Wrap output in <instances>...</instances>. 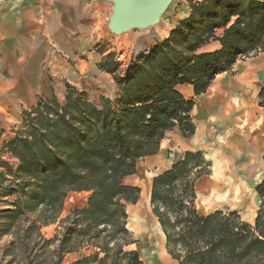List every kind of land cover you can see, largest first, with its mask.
Segmentation results:
<instances>
[{
	"label": "trees",
	"instance_id": "trees-1",
	"mask_svg": "<svg viewBox=\"0 0 264 264\" xmlns=\"http://www.w3.org/2000/svg\"><path fill=\"white\" fill-rule=\"evenodd\" d=\"M216 38L219 49L201 51ZM259 51H264V0H197L169 36L122 72L117 62H101L120 86L114 99L104 96L96 103L71 83L63 101L41 97L4 144L16 167L0 156V198L10 205L1 210L2 232L17 226L24 236L32 234L57 221L69 192L90 191L87 205L65 219L70 223L57 247L60 255L86 245L91 253L73 264H145L127 211L141 187L126 178L159 150L170 130L195 134V101L179 85L190 84L200 95L218 74ZM259 96L264 106V83ZM211 171L203 150H186L154 176L151 205L167 251L180 264H264V179L256 185L260 203L252 223L237 209L199 210L197 184ZM131 245L135 248L128 249Z\"/></svg>",
	"mask_w": 264,
	"mask_h": 264
},
{
	"label": "crops",
	"instance_id": "crops-1",
	"mask_svg": "<svg viewBox=\"0 0 264 264\" xmlns=\"http://www.w3.org/2000/svg\"><path fill=\"white\" fill-rule=\"evenodd\" d=\"M112 8L113 3L105 0H0L2 159L16 167L17 159L4 151V144L13 137L25 110L35 106L41 97L58 96L54 91L56 86L58 91L65 92L66 84L71 83L86 91L85 82L103 79L119 87L113 73L99 68L105 54L101 51L102 44L110 40L108 22ZM222 34L223 29H219L217 36ZM220 47V40L216 38L201 51ZM243 59L231 70L218 74L208 90L200 95L195 94L190 84L179 85L184 96L195 101L192 117L196 131L184 143L190 147L186 150H203V141L215 135L227 138L230 127H237L244 120L247 127L240 133H231L230 138L257 135L262 141L264 112L259 117L256 109H264L258 101L260 85L264 83H258L264 78V51ZM96 71L99 72L97 77ZM246 132L249 135L246 136ZM190 141L197 145L189 144ZM223 150L221 153L230 152L228 147ZM242 217L252 222L245 215Z\"/></svg>",
	"mask_w": 264,
	"mask_h": 264
},
{
	"label": "rangeland",
	"instance_id": "rangeland-1",
	"mask_svg": "<svg viewBox=\"0 0 264 264\" xmlns=\"http://www.w3.org/2000/svg\"><path fill=\"white\" fill-rule=\"evenodd\" d=\"M195 1L197 0H174L162 15L160 21L147 28H134L119 35L114 34L109 29L110 40L106 44H102L101 51L105 54L101 62L105 60L111 64L117 62L119 71L122 72L134 57L145 53L155 42L169 36L171 30L177 26L180 20L188 16L190 5ZM258 53L242 58L247 60L257 56ZM101 62L99 63V68L103 69L100 65ZM96 72L97 77L99 72ZM101 80L84 83V86L88 87L86 91L89 97L96 103H99L104 96L109 97L107 95L110 94H116L110 97L114 99L120 91V86L113 85L114 83L111 81L104 82L103 79ZM261 80L258 83L263 82L264 78ZM56 87L54 91L58 93V98L63 101L65 92L62 90L58 91ZM78 89L84 90V88L80 87ZM258 101L259 105H261L260 98ZM256 111L260 117L264 109H256ZM246 127L244 120L241 125L230 127L227 138L220 139L215 135L213 138L209 137L203 141L202 149L212 162V171L211 174L203 176L198 181L197 189L199 194L197 204L199 210L204 213L216 209H237L242 216L245 215L246 218L254 223L260 203L256 185L264 179V131L261 132L262 141L257 135L253 136V138L238 135L234 140L229 136L233 132L239 131L240 133ZM245 134L246 136L249 135L247 132ZM166 137V139L165 137L163 138L160 148L155 154L139 161L137 173L126 178V182L139 185L141 191L145 186L150 187V198L145 201V206L143 207L145 214L139 211L141 193L136 203H127L128 227L134 236L140 239L142 244L141 256L145 264H180L167 251L165 234L152 210L151 187L154 176L169 168L177 153H182L190 148L186 147L187 144L185 145L184 143H187L188 139L193 136L190 138L185 137L180 129L176 127ZM225 147H228L230 152L225 155L220 154ZM249 159L253 162V166L251 172L247 171L244 174L247 184L244 199L238 202L225 201L224 204H209L210 202L207 200L208 192L203 187L206 181L211 179L217 163L219 161H230L232 165L237 166L243 162H248ZM90 194V191L69 192L57 221L46 227L41 226L40 229L26 236H24V229H19L17 226L11 228L9 232H2L1 228L4 218L1 210L10 205L1 201L3 198H0V264H73L82 254H90L91 249H88L86 245L74 251L63 252L62 255H60L59 248H57L66 225L70 223V221H65L66 217L72 213L74 208L81 209L85 207ZM9 198L12 199L13 197ZM28 223L25 221L23 224L27 225ZM45 239H51V242H46ZM127 248H135V245Z\"/></svg>",
	"mask_w": 264,
	"mask_h": 264
},
{
	"label": "bare ground",
	"instance_id": "bare-ground-1",
	"mask_svg": "<svg viewBox=\"0 0 264 264\" xmlns=\"http://www.w3.org/2000/svg\"><path fill=\"white\" fill-rule=\"evenodd\" d=\"M221 154L225 155L226 153L223 152ZM217 165L219 167L203 187L208 192L207 200L210 202L209 204H224L225 201H242L247 191L244 174L247 171H252L253 162L249 159L246 163L243 162L242 164L234 166L230 161H219ZM149 198L150 187L145 186L141 191V200L139 203L140 213L145 214L143 207L145 206V201H148Z\"/></svg>",
	"mask_w": 264,
	"mask_h": 264
},
{
	"label": "water",
	"instance_id": "water-1",
	"mask_svg": "<svg viewBox=\"0 0 264 264\" xmlns=\"http://www.w3.org/2000/svg\"><path fill=\"white\" fill-rule=\"evenodd\" d=\"M113 3L108 28L116 35L157 24L174 0H105Z\"/></svg>",
	"mask_w": 264,
	"mask_h": 264
}]
</instances>
